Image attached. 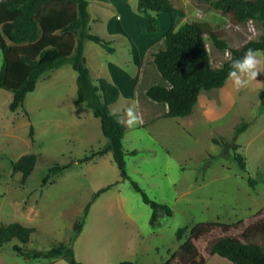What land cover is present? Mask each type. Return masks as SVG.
Segmentation results:
<instances>
[{"label": "rangeland", "instance_id": "374dc122", "mask_svg": "<svg viewBox=\"0 0 264 264\" xmlns=\"http://www.w3.org/2000/svg\"><path fill=\"white\" fill-rule=\"evenodd\" d=\"M170 1L185 13L178 25L190 20L213 25L219 17L218 11L202 0ZM88 11L90 31L109 41L114 49L107 53L91 41L84 43L86 66L94 82L100 76L109 80L105 74L114 62L123 63L129 76L135 78L144 54L169 27L167 14L161 13L157 32L134 30L145 36L152 34L151 44L138 54L132 33L129 36L120 30L113 32L114 17H121L123 22L129 15L128 22H134L128 23L129 27L139 26L136 16L142 15L136 11V0H126L125 7L119 10L109 2L89 1ZM227 24L226 20L220 27L223 33ZM252 37L251 31L247 39ZM254 54L259 61L254 79L239 70L222 87L202 91L192 112L185 117H156L142 125L135 98L131 97L135 86L123 85L124 90H129L128 96L119 95L110 110L125 127L122 145L129 179L120 177L111 153L107 152L84 163H72L41 185L51 165L67 164L106 144L98 118L84 104L76 102V73L69 64L42 73L35 89L25 95L21 107L13 112L8 110L11 92L0 88V224L17 221L33 227L29 247L46 250L57 243H68L80 255L106 264L131 257L124 255L123 244L127 243L133 249L137 247L142 255L137 259L163 261L169 250L188 237L194 224L206 221H241L235 233L250 234L247 238L264 250V51ZM1 63L0 53V66ZM237 78L247 82L237 87ZM241 123H247V127L235 134ZM30 124L32 141L28 137ZM222 143L229 144L227 150ZM231 144L235 145L234 150ZM131 150L136 153L129 154ZM235 153L243 157L244 170L233 158ZM22 154L37 156L24 183L20 173L11 171V162ZM130 180L150 199L167 204L171 215L161 213L151 225V209L142 202ZM108 185L91 203L76 236L73 224L82 217L90 196ZM105 226L137 231L144 237L140 249L138 239H123L126 233L117 234V244L110 245L104 238L106 234L98 230ZM178 229L183 230L180 240L175 236ZM15 243L17 240L13 239L0 247V264H38L36 260L16 257L12 250ZM190 264L232 263L199 245Z\"/></svg>", "mask_w": 264, "mask_h": 264}, {"label": "trees", "instance_id": "16d2710c", "mask_svg": "<svg viewBox=\"0 0 264 264\" xmlns=\"http://www.w3.org/2000/svg\"><path fill=\"white\" fill-rule=\"evenodd\" d=\"M202 1L219 13L213 25L196 20L178 25L185 13L170 0H136V11L145 18L146 34L158 31L160 13L169 18V27L160 41L144 54L135 85V105L142 125L156 117L189 115L202 91L222 87L232 77V72H239L238 67H233L234 61H242L249 49L264 51V0ZM226 20V33H223L220 27ZM90 21L88 0H0V88L11 92L8 110L13 112L21 107L25 95L35 89L42 73L69 64L76 73V102L84 104L98 118L106 139L100 149L67 164L55 163L48 167L41 185L72 163H84L107 152L111 153L120 177L129 179L122 145L125 127L110 110V105L119 97V89L104 78H97L94 82L83 54L86 41L99 45L107 53H113L114 49L109 41L90 31ZM251 31L253 37L247 39ZM24 115L27 116L25 111ZM246 127L247 123H241L235 128V134ZM32 135L30 124L28 137L31 141ZM213 141L218 143L216 139ZM221 145L225 150L229 147L228 143ZM234 147L231 144L233 150ZM135 153L136 150L129 152ZM233 158L240 170H244L241 154L235 153ZM36 161L35 154H22L11 162V171L20 173V180L24 183ZM130 184L151 209V225L161 213L171 215L167 204L150 199L135 181L130 180ZM109 186L92 193L82 217L73 224L75 235L80 231L91 203ZM240 222H198L165 261L153 264H190L199 245L232 264H264L262 246L248 239L250 234L241 236L235 233ZM34 231L33 227L17 221L1 223L0 247L15 239L17 243L12 245V250L16 256L46 260L61 258L67 264H82L76 260L68 244L57 243L46 250L29 247V238ZM182 234L183 230L178 229L175 236L180 240Z\"/></svg>", "mask_w": 264, "mask_h": 264}, {"label": "crops", "instance_id": "0c3cea01", "mask_svg": "<svg viewBox=\"0 0 264 264\" xmlns=\"http://www.w3.org/2000/svg\"><path fill=\"white\" fill-rule=\"evenodd\" d=\"M89 1H92L94 3H106V2H109V3H111V5H114V7L117 8L118 10L122 9V7L124 8L125 7V2H126V0H88V5H89ZM127 9L128 8H126V10ZM136 17H137V19H139V26L138 27L137 26L133 27V25H130V27H129V24H131V23L134 24V22H131V21H130V23L128 22L129 15L128 16L126 15L127 20H126V18H124L123 22H122V18L121 17H118V18L114 17L115 22L113 24H114L115 28L113 29V32H119V30H120L122 33H125L126 35H129V36H131V33H132L133 34L132 37L134 38L133 39V43H135V51L137 50V53L139 54V53H141V51H143L147 46H149L151 44L150 40H151L152 34L148 35V36H145V35H141V33H138V32L134 31V30L139 31V28L143 29L144 26H145V23H146L145 22V18L143 16L137 15ZM161 17H163V15L160 13L158 15V19L160 20ZM130 28L133 29V30H130ZM157 39L158 38H155V41ZM155 41H153V42H155ZM122 64L121 65H117V64H115V62L114 63H110V65H108V68H107V74H105V75H106V77L109 78L111 83L116 85L117 88L121 90V93H120V90H119V95L123 94L125 96H128V91L129 90H128V88L126 90H124V86L123 85L126 84V87H134L136 85L137 81H138L139 76H140V70L141 69L138 70V72H137V74L135 75V78H134V77L129 76V73L127 72V69ZM97 78H103V77L100 76V77H97ZM104 79H106V78H104ZM109 80H107V81H109ZM123 92H125V93H123ZM131 97H133V100H134V90H132ZM82 226H83V224H82ZM82 226H81V229H82ZM81 229H80V231H81ZM98 230H100L99 233L104 234V235L106 234V236H104V238H106L107 243H109L110 245L117 244V242H116L117 234H125V233H126V235L123 237V239L124 238H128L129 240L133 239V241H136V239L139 240V245H138L139 249H140V246H141V242L144 241V237L139 235V233L137 231L134 230V231H129V232L126 231V232H124V231L121 230V227H119V226L118 227H114V226H108L107 227V226H105V227L98 228ZM79 232H78V234H79ZM96 232H98V231L96 230ZM122 242H123V240H122ZM123 243H127V242H123ZM63 244H68V243H63ZM123 246L125 247V250H126V254H124V255H127V256L131 255V257H129L127 259H119L120 261L109 263V264H153V263H160V262L165 261L167 259L168 255H169V253L174 251L177 248L176 247L173 250H169L167 257L163 261L155 262V261H146V260L142 261L143 259H137L138 255L142 256L141 254H138L137 247H135L133 249L131 246H129L128 243L127 244H123ZM72 249H73L74 257L76 258L77 261L81 262L82 264H106V262L104 263L103 260L100 261V260H98L96 258H91V257H88L86 255H80L79 253H77V251L73 247V245H72ZM16 257H22V256H16ZM28 260H36L38 264H65L66 263L61 258H56L54 260H46V259H28Z\"/></svg>", "mask_w": 264, "mask_h": 264}, {"label": "clouds", "instance_id": "9594fccd", "mask_svg": "<svg viewBox=\"0 0 264 264\" xmlns=\"http://www.w3.org/2000/svg\"><path fill=\"white\" fill-rule=\"evenodd\" d=\"M259 61L256 59L254 51L249 49L242 61L237 60L233 62V67H238L242 72L248 74L249 79H254L258 74L257 64ZM230 75L236 76L235 72ZM247 81H241L239 78L236 79L237 87L242 86Z\"/></svg>", "mask_w": 264, "mask_h": 264}]
</instances>
